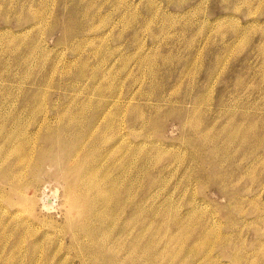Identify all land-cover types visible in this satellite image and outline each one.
<instances>
[{
	"label": "rangeland",
	"instance_id": "rangeland-1",
	"mask_svg": "<svg viewBox=\"0 0 264 264\" xmlns=\"http://www.w3.org/2000/svg\"><path fill=\"white\" fill-rule=\"evenodd\" d=\"M0 131V264H264V0H0Z\"/></svg>",
	"mask_w": 264,
	"mask_h": 264
},
{
	"label": "bare ground",
	"instance_id": "bare-ground-1",
	"mask_svg": "<svg viewBox=\"0 0 264 264\" xmlns=\"http://www.w3.org/2000/svg\"><path fill=\"white\" fill-rule=\"evenodd\" d=\"M10 2V1H9ZM92 5V4H91ZM9 6V5H8ZM26 6V5H25ZM13 8V7H12ZM90 8V7H89ZM23 9V8H22ZM27 10V9H26ZM7 14V13H6ZM17 16V15H16ZM17 21V20H16ZM7 22V21H6ZM70 51V50H69ZM31 118V117H30ZM74 119V118H73ZM58 120H60V119H58ZM62 121V120H61ZM4 122V121H3ZM44 122V121H43ZM68 122V121H67ZM77 122V121H76ZM19 123V122H18ZM97 124V123H96ZM44 125V124H43ZM63 125V124H62ZM65 126H66V124H64ZM41 127V126H40ZM97 127V126H96ZM92 129V128H91ZM1 132V131H0ZM13 132V131H12ZM11 132V133H12ZM14 133V132H13ZM91 133H93V132H91ZM19 134V133H18ZM69 134L70 135H72V133L69 131ZM92 135V134H91ZM90 135V136H91ZM31 136V135H30ZM87 136V135H86ZM7 137V136H6ZM18 137V136H17ZM2 138V137H1ZM4 138V137H3ZM12 138H14V137H12ZM84 138H86V137H84ZM89 138V137H88ZM8 139H9V137H8ZM3 140V139H2ZM20 140V139H19ZM82 140H83V138H82ZM25 141V140H24ZM101 141V140H100ZM1 142H4V141H1ZM21 142V141H20ZM102 142V141H101ZM91 143V142H90ZM2 144V143H1ZM15 144V143H14ZM4 145V144H3ZM20 145V144H19ZM3 147V146H2ZM11 147V146H10ZM14 147V146H13ZM83 147V146H82ZM16 148H18L17 146H16ZM15 148V149H16ZM20 148V147H19ZM22 148V147H21ZM20 148V149H21ZM1 149V148H0ZM78 149V148H77ZM7 150H8V148H7ZM11 150H12V148H11ZM22 150V149H21ZM21 150H19V151H21ZM69 150V149H68ZM80 151V150H79ZM64 153H66L65 154V156L67 157V158H69L70 156H71V154L73 153V152H70V151H66V152H64ZM78 153V152H77ZM4 154V153H3ZM13 154H14V152H13ZM75 154V153H74ZM24 155H25V153H24ZM20 156H22L21 154H20ZM3 157V156H2ZM6 157V156H5ZM5 157H3V158H5ZM17 157V156H16ZM25 157V156H24ZM29 157V156H28ZM93 157V156H92ZM7 158V157H6ZM18 158V157H17ZM22 158V157H21ZM19 159V158H18ZM1 160V159H0ZM19 160H21V159H19ZM16 161V160H15ZM22 161V160H21ZM71 161V160H70ZM28 162V161H27ZM19 163V162H18ZM24 163V162H23ZM28 164V163H27ZM15 165H18V164H15ZM86 165V164H85ZM27 166V165H26ZM75 166V165H74ZM76 168V169H75ZM58 169V168H57ZM68 171H71V173H68V175H71L72 177L69 179V180H66V176L65 175H63V180L66 182V184H65V186H64V203H65V205H66V209H67V211L69 212V211H71V210H73L74 208H75V205H76V202H78V201H80V200H83V201H85V203L87 204V203H89L90 202V198H87V197H89L87 194L86 195H82V194H80V196L78 195V196H74V187H78V185L81 183V185L82 186H84V187H86V188H89V189H91V188H94V186L92 185V183H91V181L90 180H88V178H87V180H86V178H85V176L82 174V168L81 167H79V166H77V167H69L68 169H67ZM9 171V170H8ZM90 172V171H89ZM88 172V173H89ZM85 174V173H84ZM92 175V174H91ZM92 177V176H91ZM94 177V176H93ZM17 179V178H16ZM94 179V178H93ZM99 180V179H98ZM11 181V180H10ZM97 181V180H96ZM17 182V181H16ZM93 182V181H92ZM98 182V181H97ZM8 183V182H7ZM73 187V188H72ZM77 190H79V189H77ZM86 190V189H85ZM102 190V189H101ZM110 194V193H109ZM106 196V195H105ZM109 198V197H108ZM105 200H107V199H105ZM102 202V201H101ZM103 203V202H102ZM102 203H101V205H102ZM95 204V203H94ZM97 204V203H96ZM96 204H95V206H96ZM99 206V205H98ZM44 207V206H43ZM42 207V208H43ZM98 208V207H97ZM104 209H106V208H104ZM105 211V210H104ZM99 212H97V214H98ZM103 213V212H102ZM101 213V214H102ZM96 214V215H97ZM104 215V214H103ZM101 219V218H100ZM69 221V220H68ZM102 222V221H101ZM70 223V222H69ZM94 223V222H93ZM105 229H106V226H105ZM104 234V233H103ZM105 235H106V233H105ZM81 239V238H80ZM86 239V238H85ZM106 239V238H105ZM82 240V239H81ZM87 240V239H86ZM92 240V239H91ZM88 241V240H87ZM92 242H93V240H92ZM85 244H87V243H85ZM78 246V245H77ZM91 246V245H90ZM91 247H93V246H91ZM94 253V252H93ZM84 254V253H83ZM96 254V253H95ZM91 255V254H90ZM98 255V254H97ZM101 255V254H100ZM87 256H89V255H87ZM96 256V255H95ZM94 255H93V257H95ZM85 257V256H84ZM91 258V257H90ZM89 259V258H88ZM96 259V258H95ZM82 260H83V258H82ZM116 258L115 257H111L110 258V261L109 262H111V264H116ZM96 261V260H95ZM83 262V261H82ZM86 263V262H85ZM133 263V262H132ZM88 264V263H87ZM133 264H137L136 262H134Z\"/></svg>",
	"mask_w": 264,
	"mask_h": 264
}]
</instances>
